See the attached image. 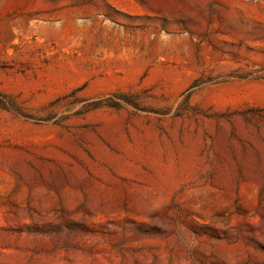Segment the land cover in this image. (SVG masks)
Here are the masks:
<instances>
[{
	"label": "rangeland",
	"instance_id": "374dc122",
	"mask_svg": "<svg viewBox=\"0 0 264 264\" xmlns=\"http://www.w3.org/2000/svg\"><path fill=\"white\" fill-rule=\"evenodd\" d=\"M0 264H264V0H0Z\"/></svg>",
	"mask_w": 264,
	"mask_h": 264
},
{
	"label": "trees",
	"instance_id": "16d2710c",
	"mask_svg": "<svg viewBox=\"0 0 264 264\" xmlns=\"http://www.w3.org/2000/svg\"><path fill=\"white\" fill-rule=\"evenodd\" d=\"M0 107L12 110L18 115L28 117L26 114H24L17 106L15 100L10 95L0 92Z\"/></svg>",
	"mask_w": 264,
	"mask_h": 264
}]
</instances>
